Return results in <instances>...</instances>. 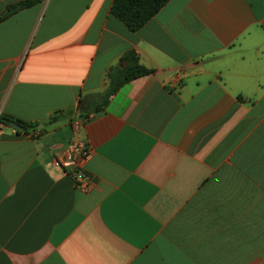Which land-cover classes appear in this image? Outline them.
<instances>
[{
	"label": "crops",
	"instance_id": "obj_1",
	"mask_svg": "<svg viewBox=\"0 0 264 264\" xmlns=\"http://www.w3.org/2000/svg\"><path fill=\"white\" fill-rule=\"evenodd\" d=\"M110 1L0 19V114L34 123L0 131V264H264V0H166L135 30ZM127 49L150 71L103 99ZM73 119L86 190L54 160Z\"/></svg>",
	"mask_w": 264,
	"mask_h": 264
},
{
	"label": "trees",
	"instance_id": "obj_2",
	"mask_svg": "<svg viewBox=\"0 0 264 264\" xmlns=\"http://www.w3.org/2000/svg\"><path fill=\"white\" fill-rule=\"evenodd\" d=\"M34 1L36 0H19L15 3L6 5L3 13L0 15V19L14 9L31 4ZM165 1L166 0H111L109 10L114 16L120 19L128 29L135 30ZM121 59L125 64L123 66H114L113 69L108 72L109 82L107 88L102 93L103 99L122 82L136 75L150 71L149 68L138 62L137 56L131 49L125 50L121 55ZM1 117H6L21 126V129H16L15 132H28V128H32L34 125L32 122L23 121L9 114L2 113L0 114V118ZM53 117H55L54 114L51 118Z\"/></svg>",
	"mask_w": 264,
	"mask_h": 264
},
{
	"label": "built area",
	"instance_id": "obj_3",
	"mask_svg": "<svg viewBox=\"0 0 264 264\" xmlns=\"http://www.w3.org/2000/svg\"><path fill=\"white\" fill-rule=\"evenodd\" d=\"M80 121L73 119L70 122L72 129V136L69 144L55 156V162L65 168L68 167L72 171L73 185L81 190H86L91 185V181L83 170V162L90 153V146L86 139L78 135V127ZM4 122L0 121V131ZM11 132H15L16 128L9 126ZM33 131H29L32 133Z\"/></svg>",
	"mask_w": 264,
	"mask_h": 264
},
{
	"label": "water",
	"instance_id": "obj_4",
	"mask_svg": "<svg viewBox=\"0 0 264 264\" xmlns=\"http://www.w3.org/2000/svg\"><path fill=\"white\" fill-rule=\"evenodd\" d=\"M0 120L4 123H6L7 125L9 126H12V127H15L16 129H21V126L19 124H17L16 122L14 121H11L9 120L8 118L6 117H1Z\"/></svg>",
	"mask_w": 264,
	"mask_h": 264
}]
</instances>
